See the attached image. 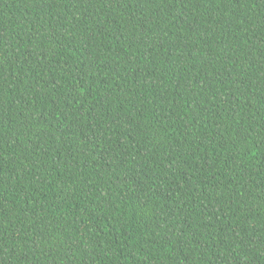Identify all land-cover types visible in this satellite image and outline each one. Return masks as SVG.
Listing matches in <instances>:
<instances>
[{
    "label": "trees",
    "instance_id": "trees-1",
    "mask_svg": "<svg viewBox=\"0 0 264 264\" xmlns=\"http://www.w3.org/2000/svg\"><path fill=\"white\" fill-rule=\"evenodd\" d=\"M0 264H264V0H0Z\"/></svg>",
    "mask_w": 264,
    "mask_h": 264
}]
</instances>
